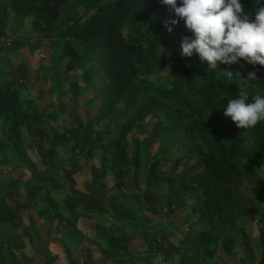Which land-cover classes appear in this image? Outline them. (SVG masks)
Segmentation results:
<instances>
[{
	"label": "trees",
	"instance_id": "1",
	"mask_svg": "<svg viewBox=\"0 0 264 264\" xmlns=\"http://www.w3.org/2000/svg\"><path fill=\"white\" fill-rule=\"evenodd\" d=\"M102 1L82 0L85 13L55 35L63 39L62 54L69 57V61L63 74L49 78L52 91L58 89L61 81L67 85L65 77L71 76L77 67L83 70L84 77L99 81L95 85L97 113L89 116L83 126L81 149L95 137L98 144L89 146L80 160L70 148L78 139L77 130L74 133L71 126L58 128L50 124L34 100L21 98L24 90L21 81L11 78L0 83V118L3 129L8 128L13 145L20 142L22 128L30 131L33 126L39 137L33 148L39 150L42 163L60 159L68 165V174L72 175L87 167V162L101 151L100 170L95 172L94 168H88L94 171V180L101 191L92 189L89 194H69L65 209L68 218H73L70 222L59 214L58 204L51 194L54 187L48 178L34 174L23 185L20 177L6 178L4 189L0 187V252L7 250L10 254L11 248L25 247L22 232L18 233L22 229L20 211L23 209L34 212L38 219L48 221V225L56 220L72 225L81 218L94 221L113 210L114 218L124 219L123 227L117 228L110 222L105 231L104 225L96 224V229L102 232L87 237L95 247H100L103 255L113 256L108 264H154L160 255L164 259L179 256L180 264H188L186 259H190L189 264H221L215 259L220 247L229 244L243 249L244 228L256 223L262 227L256 264H264V122L250 129L238 128L231 117L224 115L227 99H222L225 96L236 98L240 89L248 94V102L255 95L264 96V66H253L243 60L231 65L218 61L217 68L209 70L208 62H201L195 52L192 57H182L181 47L178 56L173 57L174 45H181L183 37L193 34L183 20L169 25L172 31H167L165 21L176 18L169 6L161 0H114L109 3L107 12L87 13L90 7ZM7 2V7H20L25 14L34 16L31 24L34 33H48L53 37L50 33L58 30L56 23L69 0H0V5ZM180 3L181 0H177V6ZM241 3L245 12L254 14V0H241ZM147 25V42L142 45L138 41L145 35L141 30ZM127 32L135 38H128ZM4 36L6 23L1 22L0 39ZM39 44L36 40L29 46L38 50ZM169 66L163 83L151 79ZM250 71L256 72L258 80H243ZM227 72H231L232 77ZM121 104L124 119L115 126L111 120L115 119ZM106 120L104 134L94 129ZM140 123L145 125L142 130L138 128ZM115 127L117 131L113 134ZM45 139L50 142L42 149ZM154 147L155 152L151 154ZM143 154L150 158L151 164L146 169L141 189L135 182ZM185 160L191 163L179 172L169 171L165 199L170 207L176 202L174 212L182 211L186 206L185 197H189L192 218L180 244L176 247L161 236L166 243L160 247H150L142 253L129 252L124 245L145 238L146 233H154L158 227L143 218L139 225L131 224L121 207L129 198L143 205L142 199L165 177L162 175L166 172L158 167L173 161L176 168ZM81 161L84 166L79 164ZM107 178L121 195L105 193L102 181ZM73 186L71 181L72 191ZM127 186L130 193L125 194ZM178 206L183 207H180L182 210H178ZM29 223L32 226L36 223L33 214L29 216ZM11 256L15 263L17 256Z\"/></svg>",
	"mask_w": 264,
	"mask_h": 264
},
{
	"label": "rangeland",
	"instance_id": "2",
	"mask_svg": "<svg viewBox=\"0 0 264 264\" xmlns=\"http://www.w3.org/2000/svg\"><path fill=\"white\" fill-rule=\"evenodd\" d=\"M113 1L103 0L98 6L90 7L87 13L94 11L107 12L109 3L112 4ZM7 5L8 2L4 6L0 5V23H6V36L0 39V83H6L11 78L21 81L24 84L21 98L27 97L34 100L35 106L38 104L37 107L42 110V114L47 115V120L50 124H54L58 128H62V125L71 126L70 128L73 132L77 130L78 134L74 133H76V138L78 139L75 140L73 146L70 148L75 150L76 155L80 156V160L83 152L89 146L98 144L95 137L85 148L81 149V141L85 132L83 126L86 124L89 116H95L97 113L95 111L97 110L96 106H98V95L95 85L99 81L94 78L84 77L82 74L83 70L77 67L71 76L65 77L67 85L61 81V84L57 86L58 89L56 87L57 90L52 91L49 90L51 85L49 78L51 79L55 74H63L65 65L69 61V57L62 54L63 39L55 37V35H57L59 30H65L70 25V21L84 14L86 6L82 0H69L61 10L62 13L56 23L58 30L50 33L54 37L52 39L53 37H49L48 33H34L32 31L31 24L34 16L25 14L20 7H11L10 5L7 7ZM106 15L108 18L111 17L110 14L106 13ZM148 28V25L145 26L141 32L145 34ZM126 36L130 39L135 38L134 35L128 32ZM36 40L40 41L39 49L32 50L29 44L34 43ZM138 42L145 45L147 35L145 34L142 38L140 36ZM180 47L179 43L174 45L171 51L173 57L178 56ZM167 71L166 69L159 76H153L151 79L155 82L163 83ZM123 110V104L117 107L116 117L111 120L113 125L118 126L120 124L119 121L124 119L122 117ZM2 120L0 118V187L2 189H4L3 182L6 178L14 179L20 177V183L23 185L31 175H43L53 184L54 191L51 194L57 202L59 214H62L63 218H68L65 203L69 194H89L88 192L92 189L101 191L98 188L99 184L94 180L93 174L94 171L100 170L101 151L98 150L94 157L87 162V167L81 161L79 164H82L84 167L75 175L68 174V165L64 164L60 159H55L49 164L42 163L39 150L36 151L33 148L34 143L39 139L34 132L33 126L30 131L26 128L21 129V140L14 146L8 128L3 129L2 127ZM107 124L108 120L103 121L100 125L94 127V129L104 134ZM144 126L143 123H140L138 128L142 130ZM116 131L115 127L113 134ZM49 142V139H45L44 145H41V148H46V144H49ZM154 152L155 147L151 151V154ZM66 162L69 163V160L66 159ZM190 163L185 160L175 168L174 162L171 161L166 165L159 166L158 170L166 172L162 175V177H165L162 183L149 196L147 195L146 198L142 199L143 205L138 204L133 198H129L121 207L122 212H126L125 219L131 224L139 225L140 218H143L150 219L152 224L158 227L154 233L152 231L146 233L145 238H140L124 245L129 252L142 253L150 247H160V245L166 243L161 236H165L176 247L180 244L187 232L188 223L192 218V216L190 218L189 211L190 200L189 197H185L186 206L184 209L182 210L180 209L181 206H178V210L182 211L173 212V206L177 205L176 202L171 207L169 204H165L168 194L167 180L169 171L176 169L179 172ZM150 164V158L143 154L139 177L135 182L138 186H141L143 183L142 180L146 174V169ZM91 167L92 169L94 168V171L88 169ZM71 181L74 183V191L69 188ZM102 182L105 184V193L115 197L121 195L115 189L110 178L103 179ZM124 191L125 194L130 193L129 186ZM113 213V210H109V212L104 214L103 218L94 221L81 218L75 225L65 220H56L54 223L48 225V221L38 219L34 212L23 209L20 211L22 229L18 233L22 232L21 240H23L25 247L18 250L11 248L10 254L7 250L0 252V264L111 263L113 256L111 254L103 255L99 249L100 247H95L87 237H93V235L95 236V234L102 232L101 229H96V224L104 225L105 231L110 222L114 223L117 228L123 227L122 221L124 219L114 218ZM30 214H33L35 217L36 223L34 226L29 223ZM67 220L71 222L73 218L70 217ZM244 229H246L247 233L244 231L246 236H244V240L246 241L243 249L231 247L228 244V247H220L216 253L215 259L221 264L224 262L228 264H256L258 261L261 249L259 238L262 227L256 223ZM11 255L17 256L15 263H13ZM161 256L157 257L154 264H180L181 260L179 256L171 255L166 259ZM52 258H54L53 262L50 261ZM189 262L190 259L185 260V263L189 264Z\"/></svg>",
	"mask_w": 264,
	"mask_h": 264
},
{
	"label": "clouds",
	"instance_id": "3",
	"mask_svg": "<svg viewBox=\"0 0 264 264\" xmlns=\"http://www.w3.org/2000/svg\"><path fill=\"white\" fill-rule=\"evenodd\" d=\"M161 2L176 17L165 21L167 31H172L169 25L183 20L193 34L181 40L182 57H192L195 52L201 62H208L209 70L216 69L218 61L231 65L243 60L253 66H264V0H254V14L245 12L241 0H181L180 6L177 0ZM243 80L255 81L258 77L255 71H250ZM222 99H227L224 115L231 117L238 128L250 129L264 122V96L255 95L248 102V94L240 89L236 98Z\"/></svg>",
	"mask_w": 264,
	"mask_h": 264
},
{
	"label": "crops",
	"instance_id": "4",
	"mask_svg": "<svg viewBox=\"0 0 264 264\" xmlns=\"http://www.w3.org/2000/svg\"><path fill=\"white\" fill-rule=\"evenodd\" d=\"M52 39H54V38H52ZM50 90V89H49ZM247 228V227H246ZM244 231H245V233H247V231H246V229H244ZM249 237V236H248ZM250 238V237H249Z\"/></svg>",
	"mask_w": 264,
	"mask_h": 264
}]
</instances>
